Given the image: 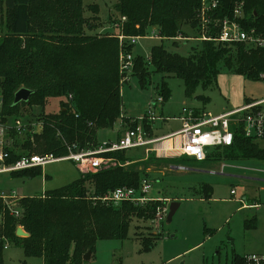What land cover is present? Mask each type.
<instances>
[{
    "label": "trees",
    "instance_id": "obj_1",
    "mask_svg": "<svg viewBox=\"0 0 264 264\" xmlns=\"http://www.w3.org/2000/svg\"><path fill=\"white\" fill-rule=\"evenodd\" d=\"M0 1L8 14L7 31L0 36V115L4 121L7 118L25 120L34 116L33 107H40L36 119L44 121L41 135L31 140L26 134L20 148L16 147V141L10 150L6 148L9 153L6 163L28 154L65 155L66 148L57 132L82 149L96 148L98 144L88 145L95 143L97 130L111 128L120 115L118 40L82 34L85 26L91 27L83 17L82 0ZM217 1L215 17L218 19L231 17L234 4L243 1V26L264 34V0ZM199 7L200 0H119L116 5L119 17L113 22L120 25L119 30L126 36H142L147 28L155 26L162 39L179 35L197 38L201 34L196 18ZM32 8L38 12L37 22L32 18ZM121 17L126 18L122 23ZM185 26L193 36L182 32ZM22 39H25L23 47ZM31 39L36 43L30 47L35 50L33 53L27 47ZM161 42L152 47L149 61L134 56L132 75L142 88L150 85L153 74L171 75L182 81L185 96L191 97L197 88L212 85L221 67L252 79L264 74V52L247 49L243 44L205 40L199 49L183 56L167 51ZM132 49L127 44L123 51L132 54ZM22 87L33 93L28 102L13 105L14 94ZM158 92L163 100L168 99L169 91L163 80ZM50 97H66L68 102H60L58 113L47 114L43 108ZM196 99L204 100L202 96ZM21 106L28 115L23 116ZM144 127L149 130L148 125ZM126 153L118 151L106 156L122 163L131 162L133 159ZM246 159L264 161V149L245 138L240 129L234 132L232 144L213 158L216 162ZM127 167L116 165L79 174L63 188L19 198L11 208L19 212L18 216L0 198V264H4L5 242L22 248L27 258L40 259L42 264H84L83 256L94 251L98 240L124 238L132 219L154 218L156 209L162 205L158 201L141 207L122 203L115 208L100 202L94 204L85 198L101 197L120 187L137 188L147 173ZM37 168L10 174L32 177L40 172ZM202 193L208 200L212 188L203 186ZM17 227L28 236H16ZM151 246L147 242L145 250ZM232 263L244 264L243 257L236 255Z\"/></svg>",
    "mask_w": 264,
    "mask_h": 264
},
{
    "label": "rangeland",
    "instance_id": "obj_2",
    "mask_svg": "<svg viewBox=\"0 0 264 264\" xmlns=\"http://www.w3.org/2000/svg\"><path fill=\"white\" fill-rule=\"evenodd\" d=\"M118 4L119 0H82L83 17L91 26L89 28L85 26L82 34L97 39L113 37L118 40L117 35L123 34L122 30H116L118 23L113 22L114 20L117 22L119 17L116 10ZM199 9L196 14L197 20ZM37 13L32 8L34 22L38 21ZM7 16L5 6L0 1V36L5 35L7 31L5 28ZM157 29L155 26L149 27L144 35L136 36L140 38L133 46V56L147 60L152 47L161 41L167 51L188 56L194 49H199L203 42L198 40L201 34L197 38H185L181 35L174 39L159 38L161 41L148 38L153 32L158 34ZM182 32L193 36L188 26L183 27ZM31 40L32 43L27 47L29 52L33 53L35 50L30 47L36 43L35 40ZM117 43L120 115L111 128L97 130L95 143L88 145L89 147L109 141L108 139L121 128L124 120H135L145 116L152 102L160 96L158 91L161 80L169 91V97L153 106L155 116L162 118L149 125L154 135H160L162 129V133H167L176 128L178 124L173 120V116L179 115L184 106L219 114L264 99V79H252L228 72L225 67H221L222 70L212 85L206 89L197 88L191 97L185 96L182 81L171 75L153 74L150 85L142 88L138 79L132 75L133 71L127 80H124L119 72V56L128 41H123V46ZM24 45L25 39H22V47ZM197 96H202L204 100H197ZM61 101L68 102L66 97L48 98L43 111L47 114L58 113ZM22 109L25 112L23 116L28 115L21 106L19 110ZM39 111L40 107H33L34 116L26 117L25 120L7 118L5 123L14 124V129L4 134L8 150L15 141L16 147L20 148L21 141L26 139L27 135L33 140L35 136L42 134L44 121L36 119ZM14 121L24 122L26 125L24 131L18 132L16 130L18 122ZM57 136L66 148L67 155L68 146L74 142L64 140L58 132ZM257 144L261 146L259 142ZM225 147L227 146L209 147L207 149L209 158L206 161L198 162L193 158L183 157L176 166L178 168L174 170L164 165L166 170L148 173L147 178L152 183L149 198L158 200L162 204L160 208L166 206L169 209L172 202L179 204L171 221L167 223V214L163 221H156L155 216L147 220L132 219L126 237L98 240L89 260L84 261V264H233L232 259L236 255L243 257L263 252L264 161L255 159L214 161L213 158ZM126 155L132 157L131 151ZM161 160L164 159L159 161ZM132 161L122 163L114 159V164L103 166L100 170L116 165L144 170L143 167L151 163V160L145 161L146 165H142L140 161ZM222 166L224 167L221 168ZM37 169H40V172L32 177L26 175L14 177L10 173H0V193L14 194L15 198L40 196L45 192L63 188L80 174L74 163L69 160L52 162ZM203 186L212 187V194L208 200L202 193ZM231 190H234V196L230 195ZM85 198L94 204L100 202L92 197ZM114 207L119 208L120 205ZM147 242L152 246L145 250ZM3 260L4 264H42L40 259L27 258L22 248L11 243L8 248H3Z\"/></svg>",
    "mask_w": 264,
    "mask_h": 264
},
{
    "label": "built area",
    "instance_id": "obj_3",
    "mask_svg": "<svg viewBox=\"0 0 264 264\" xmlns=\"http://www.w3.org/2000/svg\"><path fill=\"white\" fill-rule=\"evenodd\" d=\"M243 1L234 4L231 17L218 19L215 17V10L218 8L217 0H202L198 13V24L201 36L198 40L214 41L225 44H243L255 50L264 52V34L253 27H244ZM121 23L126 20L120 18ZM120 25L117 24V31ZM214 31V35L210 32ZM118 42L123 46V41H128V45L134 46L140 37L117 35ZM148 38L159 39L154 33ZM134 56L131 53L121 52L119 56V72L123 79L127 80L133 70ZM149 61V57L147 59ZM260 79H264V74H260ZM163 99L158 96L148 109L145 116L122 122L121 128L124 130L122 137L114 142H102L96 148L82 149L74 143L68 146V153L65 156H54L52 154H30L20 157L12 163H6L9 153L6 151L5 132L14 129V124L5 123L0 115V173L20 172L28 169L45 166L49 163L69 160L72 161L80 174L94 173L102 169L103 166L114 164V158L106 156L107 153L127 151L135 148H145L146 152L154 151L166 153L173 156H187L201 162L205 161L208 151L212 146H230L233 142L234 132L237 129L242 131L245 138L259 142L264 149V99L247 103L241 107L225 110L219 114H213L203 109L183 107L178 119L181 122L180 129L169 138L178 140L172 144L161 145L164 138L153 137L150 130H146L145 125H151L161 117L155 116L153 106L162 103ZM2 97L0 96V109ZM18 121H14L16 123ZM26 125L18 122L16 130L24 131ZM176 142V143H175ZM159 145L158 147H156ZM152 188L149 178H141L137 188L120 187L101 197H92L101 203L117 206L122 203H129L134 206H143L147 202L155 201L150 199L148 194ZM234 196V190L230 191ZM2 201L9 206L12 214L19 215L17 210H12L14 205V194L7 195L0 193ZM158 201V200H156ZM242 202V201H241ZM243 203V202H242ZM168 209L166 206L156 209V221H163ZM9 242H5L3 248L9 247ZM244 264H264V253L248 254L243 256Z\"/></svg>",
    "mask_w": 264,
    "mask_h": 264
},
{
    "label": "crops",
    "instance_id": "obj_4",
    "mask_svg": "<svg viewBox=\"0 0 264 264\" xmlns=\"http://www.w3.org/2000/svg\"><path fill=\"white\" fill-rule=\"evenodd\" d=\"M160 40V39H159ZM241 107V106H240ZM191 108H195V109H200V108H197V107H191ZM179 112H181V110L179 111ZM224 112V111H223ZM222 113V112H221ZM180 116V113H179V115H177V116H173V120L175 121V122H177V127L176 128H173V130H171V131H169V132H167V133H162V131H163V129H162V131H161V134L160 135H154V131L153 130H150L151 128H150V126H149V130H150V132H151V134L153 135V137H157V138H164L165 140L163 141V143L161 144L162 146L164 145V144H168V143H170V144H172L173 143V141H176L177 143H178V140H175L174 138H169L172 134H174L175 132H177L179 129H180V126H181V122H180V120L178 119V117ZM123 129L122 128H120L118 131H116L115 132V135L112 137V138H110V139H108V138H106V139H108L109 141H107V142H114V141H117V140H119L121 137H122V134H123ZM108 136V135H107ZM175 142V143H176ZM159 145H157L156 147H158ZM128 151H131V155H132V157L131 156H129L130 158H132L134 161H132V162H138V161H140V162H142V165H146L147 164V162H145V161H148V160H151V163H150V165H148V166H145V167H143L144 168V171L148 174V173H152V172H161V171H163V169L164 170H166V167L164 166V165H167L168 166V168L170 167V169L171 170H174V169H176V168H178V167H176V166H178L179 165V162H180V160H182L183 159V157H187V156H173V155H167L166 153H161V152H158V154H156L154 151H150V152H146L145 151V148H135V149H131V150H127L126 152H128ZM136 158H139V159H136ZM188 158H190V157H188ZM160 159H164L163 161H162V163H161V161H159ZM206 161V160H205ZM129 163V162H128ZM162 164V165H161ZM163 167V168H162ZM224 166H222L221 168H223ZM222 171V170H221ZM212 188V187H211ZM43 195V194H42ZM231 195V194H230ZM17 200L19 199V198H16ZM210 199V198H209ZM16 200V201H17ZM261 253H264V251L263 252H261Z\"/></svg>",
    "mask_w": 264,
    "mask_h": 264
},
{
    "label": "water",
    "instance_id": "obj_5",
    "mask_svg": "<svg viewBox=\"0 0 264 264\" xmlns=\"http://www.w3.org/2000/svg\"><path fill=\"white\" fill-rule=\"evenodd\" d=\"M33 92L27 88H20L18 89L15 94H14V98H13V105H17L19 104L20 102H28L31 94ZM179 204L178 203H171L169 205V209H168V213H167V218H166V221L167 223H169L171 221V218L173 217L176 209L178 208ZM16 236L18 237H27L28 234L21 228V227H17L16 229ZM91 256V253L90 252H87L84 256H83V260L84 261H87L89 260Z\"/></svg>",
    "mask_w": 264,
    "mask_h": 264
}]
</instances>
